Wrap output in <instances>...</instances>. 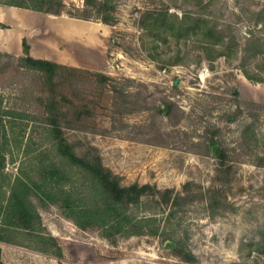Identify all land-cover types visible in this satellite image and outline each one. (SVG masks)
Here are the masks:
<instances>
[{"label":"rangeland","instance_id":"374dc122","mask_svg":"<svg viewBox=\"0 0 264 264\" xmlns=\"http://www.w3.org/2000/svg\"><path fill=\"white\" fill-rule=\"evenodd\" d=\"M110 2L113 26L93 18L83 23L81 32L73 24L58 38L47 35L50 48L62 53V65L79 69L71 76L62 74V85L55 90L62 96L60 103L71 108L62 111L63 133L78 144V154L83 152L80 143L95 147L103 166L122 185L149 184L179 192L187 229L183 246L193 261L176 257L160 237H116L111 243L98 228L79 229L57 206L35 202L43 226L64 251L61 263L2 243L0 263L264 264V55L244 51L250 36L264 47V0ZM64 3L67 8L83 6V0ZM184 12L216 24L224 34V47L212 45L204 27H186L179 36L157 25L148 29L155 14L179 18ZM1 26L9 27L7 21ZM14 59L3 60L0 91L7 102L33 115L27 120L35 149L29 157H37L47 151L38 145L46 116L36 98L48 97L49 90L15 68ZM89 72L107 75L110 86ZM85 106L92 109L89 117L83 113ZM18 125L6 137L9 154L16 159L6 165L11 173L21 159ZM211 138L224 151L222 162L210 151ZM209 196L219 205L213 219L204 206Z\"/></svg>","mask_w":264,"mask_h":264},{"label":"trees","instance_id":"16d2710c","mask_svg":"<svg viewBox=\"0 0 264 264\" xmlns=\"http://www.w3.org/2000/svg\"><path fill=\"white\" fill-rule=\"evenodd\" d=\"M2 7H17L52 15L64 14L81 20L96 18L110 26L116 22L110 0H83L82 7L70 5L69 8L64 0H0ZM150 19L149 30L157 25L170 29L175 36L184 32L186 27H204L212 45L219 50L224 47V34L206 17L184 12L179 18L159 13ZM250 37L244 47L245 53L255 50L257 55H264L263 44L255 37ZM233 44L236 48L237 44ZM22 53V56L14 57L0 51V71L5 58H15V68L28 72L33 76V82L41 80L48 88V97L36 98L42 103L46 116L44 134L38 145L43 144L47 152L29 157L35 149L31 147L32 137L27 131V120L33 115L16 103L7 102L0 91V243L22 247L60 262L63 258L62 248L58 239L46 231L37 207V204L40 207L54 205L76 227L82 230L96 227L101 231V236L111 243L116 237H160L167 242L176 257L193 261V255L185 251L183 246L187 229L182 226L180 207L184 204L179 192L173 189L160 190L149 184L122 185L119 177L103 166L95 147L82 146L80 143L83 152L78 154V144L65 137L61 126L64 117L62 111L70 107L60 103L62 96L58 97L55 90L58 85H62L65 77L62 74L71 76L79 69L32 57L30 47L24 40ZM88 74L104 86H110L107 75ZM243 75L252 82V76L245 72ZM166 108L167 105L164 110ZM75 112L79 115L78 110ZM83 113L89 117L92 109L85 106ZM15 122L19 124L16 143L21 149V159L16 172L11 173L7 171L6 165L14 163L16 159L9 154L6 137L7 132L17 124ZM209 148L213 156L222 162L224 151L214 138L210 139ZM26 165L28 171L24 169ZM204 206L209 218L213 219L219 214V205L214 198L207 197Z\"/></svg>","mask_w":264,"mask_h":264},{"label":"crops","instance_id":"0c3cea01","mask_svg":"<svg viewBox=\"0 0 264 264\" xmlns=\"http://www.w3.org/2000/svg\"><path fill=\"white\" fill-rule=\"evenodd\" d=\"M6 21L9 27L4 29L1 24ZM87 21L64 14L52 15L17 7H2L0 8V51L14 57L22 56L24 40L30 47L32 57L61 63L62 53L60 49L55 51L50 48L47 35L51 33L58 38L66 31L65 28L74 25H76L75 30L81 32L83 23ZM62 253L64 257L63 249Z\"/></svg>","mask_w":264,"mask_h":264}]
</instances>
